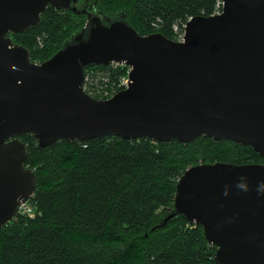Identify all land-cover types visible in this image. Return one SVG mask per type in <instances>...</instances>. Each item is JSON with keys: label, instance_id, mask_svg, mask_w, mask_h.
<instances>
[{"label": "water", "instance_id": "95a60500", "mask_svg": "<svg viewBox=\"0 0 264 264\" xmlns=\"http://www.w3.org/2000/svg\"><path fill=\"white\" fill-rule=\"evenodd\" d=\"M219 1L220 13L189 19L181 41L141 35L124 17L89 15L38 64L9 34L38 27L49 6L78 13L80 0H0V228L37 188L22 135L39 149L104 136L183 144L207 137L264 157V0ZM112 63L130 68L128 84L98 100L84 88L87 69ZM166 212L158 228L178 216L200 226L217 264H264V164L192 166Z\"/></svg>", "mask_w": 264, "mask_h": 264}, {"label": "trees", "instance_id": "16d2710c", "mask_svg": "<svg viewBox=\"0 0 264 264\" xmlns=\"http://www.w3.org/2000/svg\"><path fill=\"white\" fill-rule=\"evenodd\" d=\"M95 1L103 15H123L141 35L172 40L174 26L183 29L192 17L221 10L219 0ZM82 20L84 15L49 6L38 27L9 36L41 64L74 37ZM96 73L115 94L125 88L119 85L129 67L93 66L86 78L95 82ZM20 138L29 152L26 166L37 176L31 200L36 216L19 214L0 228V264H217L200 226L178 216L158 228L173 206L177 181L203 163H264L252 147L207 137L183 144L104 136L60 140L44 149L31 134Z\"/></svg>", "mask_w": 264, "mask_h": 264}, {"label": "rangeland", "instance_id": "374dc122", "mask_svg": "<svg viewBox=\"0 0 264 264\" xmlns=\"http://www.w3.org/2000/svg\"><path fill=\"white\" fill-rule=\"evenodd\" d=\"M95 5V6H94ZM91 6H94V7H91ZM90 7L91 8H79V12L76 13V15H84L86 17V20H82V26L79 28L78 31H76L75 33H73L70 38H72L73 36H75L78 32H80V30L85 27V25L87 24L88 20H89V15H103L102 12H100L97 8H96V1L91 5ZM87 10L86 13H81L82 10ZM107 17V16H105ZM118 17H124L123 15H118V16H112V17H108V19H116ZM125 18V17H124ZM82 19V18H81ZM106 19V18H105ZM126 20V18H125ZM184 31H185V27L183 29H180L179 27L177 26H174L173 28V35H174V39L175 41H181L183 39V36H184ZM112 64H116V63H112ZM118 65V64H117ZM129 71H130V68H129ZM94 78H95V82H92L93 81V78L90 76H88L86 78V82H85V90H88V87L90 85V90L91 92L89 94H91L92 97L96 98V97H99V99H103L104 97H112L114 94H113V91L114 89H112V91H108L107 89H105V87L107 86H103L101 84L98 83L99 80H103L105 83H107V80H105V76L104 77H101L102 76V73H96V75H93ZM126 79H123L121 80V82H124ZM88 82V84H87ZM94 84V87L91 88V85ZM121 86V85H119ZM263 158V157H262ZM202 162V161H201ZM190 168V167H189ZM32 200V199H31ZM30 200V202H31Z\"/></svg>", "mask_w": 264, "mask_h": 264}, {"label": "built area", "instance_id": "2783aa9c", "mask_svg": "<svg viewBox=\"0 0 264 264\" xmlns=\"http://www.w3.org/2000/svg\"><path fill=\"white\" fill-rule=\"evenodd\" d=\"M220 2L218 4V8L220 9L221 6H220ZM219 12V11H218ZM128 84V79H126L124 82H121V86L122 87H126ZM25 215V216H28L30 218H34L36 216L35 214V210H34V206L33 204L29 201V202H26L25 204H22L19 208V212H18V215Z\"/></svg>", "mask_w": 264, "mask_h": 264}, {"label": "flooded vegetation", "instance_id": "af4514ba", "mask_svg": "<svg viewBox=\"0 0 264 264\" xmlns=\"http://www.w3.org/2000/svg\"><path fill=\"white\" fill-rule=\"evenodd\" d=\"M95 2V0H81L80 1V5L78 6V9L81 7V8H91V7H94V6H91L93 3ZM91 6V7H90ZM80 10V9H79ZM264 158V157H263ZM256 164H264V163H256Z\"/></svg>", "mask_w": 264, "mask_h": 264}]
</instances>
